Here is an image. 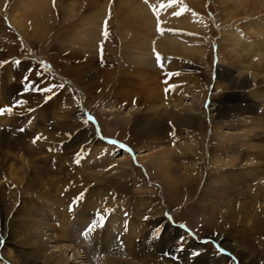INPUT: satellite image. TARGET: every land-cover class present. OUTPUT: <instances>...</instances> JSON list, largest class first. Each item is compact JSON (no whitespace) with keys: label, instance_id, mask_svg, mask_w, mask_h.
I'll return each instance as SVG.
<instances>
[{"label":"rangeland","instance_id":"obj_1","mask_svg":"<svg viewBox=\"0 0 264 264\" xmlns=\"http://www.w3.org/2000/svg\"><path fill=\"white\" fill-rule=\"evenodd\" d=\"M83 1L86 2V0H82L81 3L77 4L78 14L70 18L68 26L63 28L62 17L59 15L53 30H49L44 36L38 34L29 39L26 34H19L8 21L7 15L15 0H0V108H12L11 114L7 112L3 114L9 117V122L0 125V132L4 131L7 138L11 141L13 139L15 141L19 140L22 147H24L23 144L33 142L34 139L39 142L41 136L47 134L44 141L46 145L39 148V152L37 151L40 159L35 163L36 165L30 166V172L38 176V188L40 190L27 189L23 193L18 185V190L8 192L3 197L0 195V246L7 242L10 247H17L18 239L10 235L9 225L18 230L21 221H28V217L24 213H18L13 217L11 203H14L15 207L20 205L29 211V209L37 205L38 201H40V196L45 191L44 193L50 194L48 197L59 195L66 197L64 198L65 201L71 200L74 203L77 200L83 202L89 200L92 202L97 201L103 205L111 202L112 205L119 206L118 208L130 212L132 215L141 213L144 216L147 214L149 206L155 207L156 205V207L158 206L157 210L162 209L173 226L182 227L181 225H183L191 233L192 240L196 244L206 245L209 248L217 249L218 252L227 251V254L230 252L229 256L227 255L230 262L242 264L240 256L236 255L234 257L232 255L239 253V251H234L231 248L232 245H235L240 251L242 249L247 252L245 264H247L246 261L248 259L250 261L248 264H264V241L259 237L257 230L255 234L258 237L255 236L253 231L241 228L245 225L244 222L236 219L231 223L233 216H230L228 218L229 222L218 224V227H222L220 229L221 232H217V230L209 231L201 223L203 217L198 216L195 211L196 200L203 185V179L209 170L208 156L213 153V148L215 149L218 143V145L222 143V140L220 141L215 134H210V130L212 132L216 125H225L229 126V129L225 132L235 133L236 129L242 126V118L247 117L253 121L247 122L248 129L244 128L245 131L248 134L253 132L255 135L249 136V138H254V142L264 147V126L255 129L253 126V122L258 119L264 122V96H262L264 95V73L255 72L257 76L254 78L249 74V71L245 73L242 62H238L239 64L236 62L240 57L237 58L236 56V60V54H233L234 51H231V57L228 49L229 53L227 52V54L232 58V61L231 59H226L225 42L220 41V38L225 36V34H220L221 29L231 28L240 32V22L245 23L246 18L234 14V17L232 15L230 19L224 20L221 0L178 1L179 6L187 8L186 13L191 12L193 15L192 19L195 24L194 36L196 40H199L200 49L204 51V55L182 57L167 52H158L159 54L154 57L156 62L152 66L157 69H163L166 74H168L169 69L170 73H176L178 76L174 82H170L171 78L158 80L162 82L160 87H158L162 91L165 101L170 97L174 99L184 92H190L191 89L193 95H199V99L193 102L198 106L196 108L197 114H194L197 121L193 122L189 118H184V122L176 125V129H168V127L164 126L165 128L163 127V130L159 133L160 136L158 135L157 137L161 145L157 149H167L169 151L168 162L169 165L174 164L173 173L175 172V176H185L186 173H184L183 169L181 172L179 171L180 166L182 163L191 166L192 162L201 166V168L199 167L201 176L196 180L195 178L193 180H187L188 178H186L182 182L184 185L180 184V190L179 188L172 190L170 187H163L157 177L156 169L152 165L147 167L149 170L147 174L144 164L139 158L138 154L145 153V149H147V154L155 151V149L148 150L151 142L149 138L135 135L130 130L135 121L139 120L141 115H143L144 110L140 108L143 107L142 103L138 104L137 107L139 109L126 117H124V113H118L117 111L123 112L118 109L114 113H107L103 110L107 103L111 105V98L114 96V90L117 86L116 77L126 72L127 75L130 74L131 84L139 81V75L135 74L138 71V68H135V57L138 53L133 50L131 42L134 33L132 30L133 25L129 22L130 30L123 34L122 32H117L115 25L110 23L107 25L108 36L105 38L102 35L105 23L102 22L104 24H101L100 37L103 39L90 45L86 43L81 47V44L75 43V40L73 42V38L69 35L83 18V13L85 12ZM140 1L145 2V0ZM165 4L169 3L166 1ZM52 5L53 0H51ZM54 6L51 9H53L54 13L56 11L54 16H57L58 11L56 6ZM41 17L35 18V14L30 12L27 21L41 19ZM67 17L63 14V20L67 19ZM27 27H30L29 23ZM41 30L44 31L43 28ZM219 41L224 47L220 48ZM81 50H84V53ZM75 51H81L85 57L90 54L95 55V59L92 60L91 64L93 63L95 76L97 75L96 78H94L95 76L88 77L85 74L83 75V69L86 67L83 63L86 59L78 56L75 58L72 54ZM219 53L225 56V58L224 56L222 57V61L219 58ZM157 55L160 57L159 62L157 61ZM163 58L165 60H162ZM234 59L235 62L233 61ZM90 76H93V74H90ZM68 79L78 82L79 87L67 82L66 80ZM193 83L197 85L196 88H192L191 85ZM218 84L219 86L217 87ZM26 85H32L36 88L51 87L52 92L26 90ZM58 85H63V87H57ZM261 90H263V94L262 92L258 93ZM47 96H51V98L46 100ZM186 100H192V97H186ZM18 101H27V103L12 107ZM69 101H71L70 103L73 102V105L69 104ZM65 104H69L68 107H65ZM212 107L214 109H211ZM29 109H32V111H29ZM171 109L178 118L189 115L187 111L181 110V107ZM218 109H221L219 114H217ZM69 110L71 111L69 112ZM39 111L45 114L41 118ZM66 111L69 112L68 116H66ZM88 114L94 119L89 120ZM42 118L44 119L41 120ZM77 119L81 121L78 123ZM31 120L32 123L29 126ZM42 122L44 125L36 128L37 125H42ZM239 123L240 125H238ZM76 124L95 136L91 145H87L90 144L87 142L88 139H86L88 134L83 136L78 132L69 134L70 130L76 127ZM20 129H23V131ZM63 133H68L69 136L68 134L67 136L61 135ZM37 137L39 139H36ZM51 139H53L54 143ZM109 139H115L122 143L125 145L124 149L121 146L110 143ZM192 139L197 141V147L195 148L198 151L197 153L186 147L187 142ZM97 141L110 144L113 147V153L110 152V157L113 156L112 162L108 165L111 167L115 165L114 163H124L121 166L124 174H120V172L105 173L106 169H104L103 173H99L96 177L97 179L92 176L93 170L96 169L95 167H100L103 164L102 161L97 162L98 157H101V154L109 156V154L105 153L106 148L103 147L104 145H98ZM174 147L178 148L176 152ZM16 150L11 147L0 148L3 153L2 158L9 157L10 160H13L11 157H13ZM184 154L187 155L186 159L181 160L180 157ZM216 154V156L223 155L220 151L216 152ZM24 155L30 157L32 161L34 160V157L27 152ZM199 155H202L203 161L198 159L201 157ZM231 176L234 180L233 175ZM0 178L4 182L3 187L6 188L7 183L9 185L12 184L7 172ZM43 180H46L44 181L46 182L45 184L40 182ZM188 183L189 185L192 183L190 189H188ZM99 212H103V216L105 215L104 217L106 218L108 211H95V213ZM262 214H264L263 208L260 210V219ZM143 216L140 215V217ZM31 217L32 215H30L29 219ZM102 218L100 217L99 220L98 217V220L101 221ZM92 222L90 221L86 225L83 224L80 228L79 235L83 239L89 234L84 233ZM203 240L206 241L202 242ZM166 252L170 254V257H174V251L168 253L166 250ZM19 259L22 263H26L29 257L20 256ZM0 261L3 263L1 257Z\"/></svg>","mask_w":264,"mask_h":264},{"label":"bare ground","instance_id":"obj_2","mask_svg":"<svg viewBox=\"0 0 264 264\" xmlns=\"http://www.w3.org/2000/svg\"><path fill=\"white\" fill-rule=\"evenodd\" d=\"M81 1L55 0L56 5H54L57 8L58 15L54 16L56 11L54 13L53 9H51L54 6H51V0H15L14 4L11 5L7 18L10 25L19 34H26L29 39L38 34L44 36L49 30L54 29L59 15L62 17L63 28L68 26L70 18L77 16V4L81 3ZM166 1L168 3L172 2V0ZM166 1L148 0V3L140 0L83 1L85 14L83 13V18L72 29L69 36L73 38V42L76 41L75 43L81 44V47H83L86 43L90 45L103 39L100 37L102 22L105 23L107 21V25L113 23L115 30L123 34L130 30L129 22L133 25L132 30L134 33L131 42L133 50L138 53H136L135 57V68H138V71L135 74L139 75V81L132 82L134 85L131 84L130 74L127 75L126 72L116 77L117 86L114 90V96L111 98V105L107 103L103 110L107 113H114L118 109L123 112H117L124 113V117H126L139 109L137 106L142 103L143 107H140L141 105L139 107L144 110L143 115H141L139 120H134L135 123L130 130L135 135L149 138L151 142L148 150L155 149V151L147 154V149H145V153L137 154L143 162L147 174L149 172L147 167L152 165L156 169L157 177L163 187H170L172 190L179 188L180 190V184L186 178H188L187 180H193L194 178L196 180L201 176L199 171L201 166L195 162H192L191 166L182 163L179 171L181 172L183 169L186 175L175 176V172L173 173L174 164L169 165L168 162L169 151L167 149L158 150L161 145L157 137L158 135L160 136L159 133L164 126L168 127V129H176V125L183 123L184 118H189L190 121L196 122L197 119L194 114L198 106L193 102L199 99V95H193L191 89L190 92L188 91L189 93L184 92L174 99L170 97L165 101L164 95L159 89L162 82L158 80L171 78L170 82H174L178 76L176 73H170L169 69L168 74H166L163 69L154 68L152 65L156 62L154 57L159 54L158 52L192 57L203 56L204 51L200 49L199 40H196L194 36L195 24L192 19V13L184 11L181 15L175 16L173 13L183 8L179 6V0L172 2L171 7L161 9L160 5L165 4ZM221 2L223 4L224 20L230 19L232 15L234 17V14L246 18L245 23L240 22V32L231 28L221 29L220 34H225V36L220 38V41L225 42V47L221 45L220 41L219 45L220 48L224 47V51L227 50L225 53L226 59H231L232 61L231 51H234L233 54H236L235 59L237 60L240 57L236 62H242L245 73L249 71L253 78L257 76L255 72L264 73V0H221ZM153 7L158 13L161 31L157 30V15H154ZM30 12L35 14V18L42 16L41 19L29 20L28 22L27 18ZM62 13L68 16L67 19L63 20ZM28 23L30 27H27ZM42 28L44 31L41 30ZM67 32L69 33L68 30ZM228 49L231 57L227 54ZM81 51L84 53V50ZM81 51H75L72 54L75 58L78 56L86 59L83 63L86 65L83 69V75L94 77L95 72L91 62L95 59V55L90 54L85 57ZM195 52L199 54L197 55ZM223 56L224 54L219 53L221 61ZM235 59L233 60L234 62ZM162 60H165V58ZM90 74H93V76H90ZM96 77L97 75L94 78ZM66 81L73 86L78 85L79 87V83L73 79ZM191 86L196 88L197 85L193 83ZM184 95L185 97H183ZM186 97H192V100H186ZM70 102L69 104L73 105V102ZM69 104H65V107H68ZM179 107H181V110L187 111L189 115L178 118L171 108ZM211 109H214V107ZM220 110L216 111L217 114L221 113ZM69 112H67L66 116H68ZM38 113L41 114L40 118L45 115L41 111ZM79 121L81 120L77 119L78 123ZM252 121L247 117H243L242 126L237 128L235 133L225 132L229 129V126L225 125H216L215 127L213 126L212 132L210 130V134H215L220 141L222 140V143L220 145L218 143L215 149L213 148V153L208 156L209 170L203 179V185L196 200L195 211L198 216L203 217L201 223L209 231L217 230V232H221L220 229L222 227H218V224L229 222L228 218L233 216L232 221L230 220L231 223L236 219L244 222L245 225L241 227L242 229L251 230L254 234L257 230L259 237L264 241V214H262L260 219V210L264 209V147L254 142V138H249V136L255 135L253 132L248 134L245 131V129H248L247 122ZM8 122V116L0 115V125ZM31 123L32 120L29 126H31ZM263 124L264 122L261 119L254 121V129L263 127ZM43 125L44 123L42 122V125H37L36 128H40ZM76 132L81 136L88 134L86 139H88L87 142L90 144L87 145L93 143L95 136L90 134L89 131L82 129L78 124L68 133L76 134ZM68 133L61 135L67 136ZM46 136L47 134L42 135L39 142L33 143L31 141L25 145L23 144L24 147H22L19 140L15 141L13 139L11 141L7 138L4 131L0 132V137H2L0 148L11 147L17 149L13 157H11L13 160H10L9 157L2 158L3 153L0 151V177L7 172L9 179L12 181V184L9 185L7 183L5 188L3 187L4 182L0 178V195L2 197L8 192L18 190V185L23 193L27 189L40 190L38 188V176L30 172V166H33L40 159V155L37 153L40 151L39 148L46 145L44 143ZM51 140L53 142V139ZM98 143V145H104L103 147L106 148L105 153L109 154V156L101 154V157H98L97 162L102 161L103 164L100 167H95V170L92 169V176L96 178L104 169H106L105 173L120 172V174H124L123 167H121L124 163H114L115 165L111 167L108 165L112 162L113 156L111 155L112 157H110V152L113 153V147L101 141ZM187 143V148L191 149L192 152H198L195 149L197 147L196 140L192 139ZM177 150L178 148L174 147V151L176 152ZM209 151L208 153H210ZM218 151L223 155L216 156ZM26 152L34 157L33 161L30 157L24 155ZM184 155L180 157L181 160L186 159L187 155ZM199 156L201 157L198 159L202 160V155ZM231 175H233L234 180ZM44 181L46 180L40 182L45 184L46 182ZM191 184L189 185L188 183V189H190ZM44 192L40 196V201H38L37 205L33 206L29 211L20 205L15 207L14 203H11L13 217L18 213H24L28 217V221H21L18 230L9 225L10 235L18 239V245L17 247H10L6 242L0 246V257L3 260V263L0 261V264H235L232 261L230 262L228 257L230 252L229 254H227V251L218 252L217 249L196 244L192 240L191 233L185 227L173 226L167 215L163 213V210H157L158 206L156 207V205L155 207L149 206L147 214L144 216L141 213L132 215V213L118 208L119 206L112 205L111 202L103 205L97 201L92 202L89 200L83 202L77 200L74 203L71 200L65 201L64 198L66 197L59 195L48 197L50 194ZM96 210L108 211L106 218L104 217L105 215L103 216V212L95 213ZM30 215H32L31 219H29ZM140 215L143 217H140ZM98 217L99 220L100 217L103 218L99 221ZM90 221H93L91 224L96 223L97 226L92 233H89L83 239L79 235V230L83 224L86 225ZM255 236L258 237L256 234ZM231 248L234 251H239V253L232 255L234 257L236 255L240 256L242 264H245L247 252L242 249L240 251L235 245H232ZM166 250L168 253L174 251V257H170ZM20 256H28L29 260L26 263H22L19 259ZM246 262L247 264L250 263L249 259Z\"/></svg>","mask_w":264,"mask_h":264},{"label":"snow or ice","instance_id":"obj_3","mask_svg":"<svg viewBox=\"0 0 264 264\" xmlns=\"http://www.w3.org/2000/svg\"><path fill=\"white\" fill-rule=\"evenodd\" d=\"M172 2H177V0H172ZM172 2H170L169 4L165 5V4H161L160 5V8L161 9H164V8H167V7H171L172 6ZM145 3H148V0H145ZM55 4V0H53V5ZM151 7V5H150ZM184 11H187V8L186 7H183L181 8L179 11H176L173 13V15L175 16H179L181 15ZM153 12H154V15H157V30L158 31H161V28H160V21H159V16H158V13L155 9V7H153ZM102 35L107 38L108 36V31H107V21H105V29L102 33ZM101 51H102V45H101ZM160 60V57L157 55V61L159 62ZM17 63H19V61H17ZM162 66V65H161ZM57 87H63V85H58ZM26 90H33V91H40V92H45V93H49V92H52V88L51 87H44V88H36L32 85H26ZM167 91V89H166ZM51 96H47L46 97V100L47 99H50ZM27 101H18L16 105H13L12 107H17V106H20L22 104H26ZM11 111H12V108L11 107H8V108H0V115L4 114L5 112L11 114ZM29 111H32V109H29ZM88 119L90 120L91 117H88ZM21 131H23V129H20ZM36 139H39V137H37ZM36 140L34 139L33 140V143H35ZM110 143H116L115 141H109ZM96 223H93L91 225L88 226V228L86 229V232L84 234H87V233H90L92 232L95 227H96Z\"/></svg>","mask_w":264,"mask_h":264}]
</instances>
